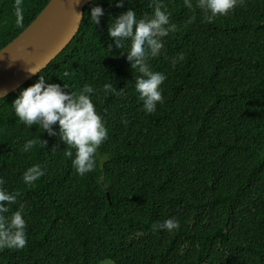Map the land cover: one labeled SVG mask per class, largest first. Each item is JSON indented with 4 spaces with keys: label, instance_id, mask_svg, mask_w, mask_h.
Segmentation results:
<instances>
[{
    "label": "trees",
    "instance_id": "obj_1",
    "mask_svg": "<svg viewBox=\"0 0 264 264\" xmlns=\"http://www.w3.org/2000/svg\"><path fill=\"white\" fill-rule=\"evenodd\" d=\"M49 1L23 0L17 25L14 0H0V49ZM158 2L176 29L148 61L166 76L154 112L143 110L127 47L116 49L107 31L129 8L153 15V0H124L123 8L93 0L64 51L0 100V179L19 193L11 208L24 206L27 238L24 248H0V264H264V0H240L211 22L196 0L192 9ZM95 5L104 10L99 24L89 20ZM40 75L70 93L94 89L108 137L93 171L79 175L75 149L23 124L11 107ZM26 140L37 141L28 152ZM36 164L44 175L26 185L23 172ZM169 218L178 229L154 230Z\"/></svg>",
    "mask_w": 264,
    "mask_h": 264
},
{
    "label": "clouds",
    "instance_id": "obj_2",
    "mask_svg": "<svg viewBox=\"0 0 264 264\" xmlns=\"http://www.w3.org/2000/svg\"><path fill=\"white\" fill-rule=\"evenodd\" d=\"M117 8L124 7V0H110ZM240 0H196L195 7L203 13L205 21L211 22L217 16L227 15ZM185 7H194L192 0H184ZM23 0H14L13 10L16 24L22 25ZM154 14L138 18L136 12L129 8L127 11L111 18L108 24V36L114 41L116 49L127 47L126 58L132 70H137L141 76L136 79L135 89L142 101L143 110L150 114L156 110L158 103L163 102L161 85L166 79L162 72L150 69L148 61L160 55L164 47L163 39L169 32L175 31L176 25L169 22V14L162 10L158 0H153ZM104 10L99 5L91 6L89 20L94 24L100 23ZM79 20L81 19L78 14ZM108 49H112L109 45ZM121 54V55H123ZM179 55L173 58L172 64L182 60ZM38 71H31L35 74ZM68 75L67 72L64 73ZM104 88L116 92V87L106 83ZM56 83L48 82L43 76L29 87L22 89L19 96L13 101L12 108L19 120L31 127L38 125L48 135H59L60 140L75 149L72 165L79 175L94 170L96 161L94 155L99 146L107 139L108 130L102 117L96 111L91 94L94 89L85 85L75 93L65 91ZM58 125L59 132L53 129ZM40 142V141H39ZM37 143L36 140H26L23 151L28 152ZM42 145V144H41ZM67 157H73L72 151L65 152ZM44 171L40 165L28 167L22 175L26 185H33ZM4 181L0 179V248H24L27 244L26 221L24 219V206L21 204L15 210L11 205L17 203L19 193L10 192L3 187ZM155 229L172 231L179 228V221L169 218L153 225ZM104 264H110L105 261Z\"/></svg>",
    "mask_w": 264,
    "mask_h": 264
},
{
    "label": "water",
    "instance_id": "obj_3",
    "mask_svg": "<svg viewBox=\"0 0 264 264\" xmlns=\"http://www.w3.org/2000/svg\"><path fill=\"white\" fill-rule=\"evenodd\" d=\"M92 1L50 0L16 38L0 49V100L17 93L64 51L79 31L84 8ZM30 70L38 72L31 74ZM101 186L105 190L109 187L106 181Z\"/></svg>",
    "mask_w": 264,
    "mask_h": 264
},
{
    "label": "rangeland",
    "instance_id": "obj_4",
    "mask_svg": "<svg viewBox=\"0 0 264 264\" xmlns=\"http://www.w3.org/2000/svg\"><path fill=\"white\" fill-rule=\"evenodd\" d=\"M102 264H104V263H102ZM110 264H112V263L110 262Z\"/></svg>",
    "mask_w": 264,
    "mask_h": 264
}]
</instances>
